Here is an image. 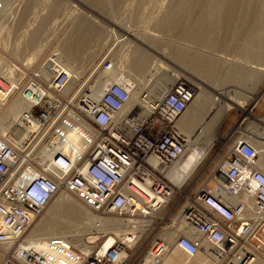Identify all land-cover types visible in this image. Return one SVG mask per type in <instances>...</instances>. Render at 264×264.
<instances>
[{"label": "built area", "instance_id": "1", "mask_svg": "<svg viewBox=\"0 0 264 264\" xmlns=\"http://www.w3.org/2000/svg\"><path fill=\"white\" fill-rule=\"evenodd\" d=\"M61 66L51 54L41 62L49 78L25 73L13 90L29 109L0 136V250L7 248L0 264H162L168 246L159 233L166 228L188 258L210 247L217 264L264 261V172L252 143L236 139L197 190L187 183L176 189L167 177L188 146L176 123L195 86L178 81L151 95L115 81L94 98L96 74L84 81L78 75L66 94L72 75ZM97 68L110 72L113 63L106 57ZM61 194L100 218L128 222L129 231H91L86 251L60 237L36 248L29 230ZM145 220L141 237L134 224Z\"/></svg>", "mask_w": 264, "mask_h": 264}, {"label": "rangeland", "instance_id": "2", "mask_svg": "<svg viewBox=\"0 0 264 264\" xmlns=\"http://www.w3.org/2000/svg\"><path fill=\"white\" fill-rule=\"evenodd\" d=\"M1 1L0 61L3 63H0V67H2L3 70H8L9 64L11 65L15 62L18 63L13 66L21 70L20 63H26V60L29 58L33 59L37 54H40L39 58L36 57L35 59L38 58L37 63L40 65L45 58L56 53L63 58L65 64L67 62L68 65H66L68 68L71 67L70 69L76 70V72L79 73L83 81L90 77L93 71L94 73L96 72V66L108 55L116 64L115 71L127 73L132 70L131 64H125L128 63L127 53L130 50L128 54L131 55V46H135L136 43L138 44L136 41L137 38H139L141 42H145L143 44L149 45V42H151L153 48L160 54L168 57L166 60L157 54L149 52V50L142 46L143 50H141V52L146 53L151 62V66H149L144 73V76L148 79L146 84L147 88H150L162 75L177 74L179 76H186L187 73L190 72L189 65L184 64L180 59V61L176 60V48L177 44H186L185 40H189L184 35L182 36L185 21L189 22V24H194L199 11L205 6V4L203 6V2L199 0L192 2L190 4V13H183L186 18L182 21H175L172 26L168 27L163 26V24L161 25V23H163L164 17L170 14V11H173L171 9L176 0H0V2ZM220 1L212 0L209 2L207 12L214 11V9L215 11L209 12L211 14L210 17L212 16L211 18L213 19L208 18L206 21V24L209 22L210 33L213 36L212 39H215L214 41H220L217 43V48L220 52L224 50L222 52L225 54V57L226 54L229 56L228 59L230 61L234 59V62L238 61L239 64L245 66L251 64L254 66L259 65L264 68V23L262 24V22H264V0L263 2L262 0H252V2L250 0H233V5L228 4L229 6H226L225 9L221 8L222 4ZM243 1H250L251 4L253 2L255 3H253V6L256 5V7H252L254 9H252V11L250 2L246 4L248 7L250 6L248 12L254 13V11H256L257 15L255 14L256 16L253 17L255 22L252 23L251 21L253 20H249L252 18L246 16V8ZM212 4L215 5L213 9ZM231 6L234 8L233 10H231ZM257 8H259V11ZM216 11L217 13H215ZM209 13L207 14L208 17ZM216 16L219 18H216ZM188 17L191 18L186 20ZM193 18H195L194 22ZM236 19L240 20V22L243 21L242 23L249 20L251 23L246 21L247 23H244L241 27L239 25L241 23ZM236 21L238 25L236 23L235 26L234 24ZM228 25H231V28H228ZM125 27L130 28L133 32L136 31V37L130 36V38H128L129 41L119 42L116 38L122 39L121 37L125 36V31L129 30ZM215 28L217 30H215ZM110 29L115 32V35H110L111 33L108 32ZM221 29L226 30L223 32ZM219 31L220 33H218ZM230 31H232L230 34L234 35L231 36L230 34H226ZM137 33H140V36H138ZM241 37H245L243 38L244 40ZM234 38L235 40H233ZM237 38L243 41L241 42L240 39ZM32 40L33 44L28 47L27 44ZM219 43L225 48L221 46L222 48L220 49ZM109 52L110 54H108ZM233 69L234 68L229 64L223 65L219 63L218 72L213 75L214 78L204 81L218 88L228 89L231 98L235 97L246 100L250 96L249 93L255 91L254 94L258 99L257 101L251 99L247 102L245 107L246 112L233 110L225 117L218 131L221 141L215 144L206 158L199 164L200 166L197 167L196 171L186 182L187 185H190V190H197L198 187L209 180L215 167L229 155L236 139L241 136H244L246 139H252L251 133L253 129H257L254 118L264 120V74H234L232 73ZM24 73L29 72L27 71ZM195 73L199 76L196 71ZM101 76L103 75H99L98 78ZM203 91L209 97L215 96L205 87H203ZM208 107L211 109L210 105ZM247 112H250L253 118L248 117ZM240 117L243 119L245 118L241 125L240 123L235 125L228 124L229 120L227 119ZM205 119L206 116L203 117L199 125L193 128V130L187 131L189 132V136L193 133H197L198 136L204 133L200 126L205 124ZM60 197L61 196H58L35 223H33L30 228L31 232L38 224L49 219V212L56 207ZM66 219L69 220L65 216H62L59 222L60 225L66 224ZM70 229L74 234H82L83 236L89 231L85 230L79 233L76 228ZM67 231L69 232V229H60L55 233V237H66L65 233ZM175 252L182 260L189 259L183 253L179 251ZM192 261L193 264H204L206 261L205 254H201Z\"/></svg>", "mask_w": 264, "mask_h": 264}, {"label": "bare ground", "instance_id": "3", "mask_svg": "<svg viewBox=\"0 0 264 264\" xmlns=\"http://www.w3.org/2000/svg\"><path fill=\"white\" fill-rule=\"evenodd\" d=\"M195 1L196 0H176L171 9L173 11L172 12L170 11V14L164 17L163 23H161V25L163 24V26L170 27L175 23V21L184 20L186 18L184 14H188V12L191 10L190 4ZM199 1H202L203 6L204 4L205 6L202 7L200 11L198 10L199 14L196 17L195 22H194L195 18H193L194 24H189V22L185 21V26L182 32V36L184 35L189 40L188 41L185 40L186 44L185 43L177 44L176 53H175L176 60L180 59L182 60L184 64L189 65L190 72H188L186 76H179L177 74L162 75L161 78L158 79L150 88L149 87L147 88L146 84L148 82V79H146V77L144 76V73L146 72V69H148L149 66H151V62L149 61L146 53L141 52V50H143L142 48L145 47L147 50H149V52L157 54L166 60L168 59V57L166 55L160 54L155 48H153L151 42L148 41L149 45L143 44L145 42H141L139 38H137V41H136L138 42V44L136 43L135 46H131V49H132L131 55L128 54L130 50L127 53L128 60L127 59L126 60L128 63H125V64L132 65V70L130 72L126 73L123 71L121 72L115 71L116 64L112 58H111V62L113 63V69L110 72L102 71V70L98 71L97 67L99 66V64L101 63L103 59H105L106 57H110L108 55V56H105L100 61V63L96 66L95 68L96 72L94 73L93 71L92 74H90V77H93L96 74V77L94 78V82L92 83V87H93L92 95L94 98L99 97L103 93L104 89L109 84L115 81H123L124 85L132 87L133 90L137 91L139 89H143L144 91H147L151 95H159L165 92L169 88L170 85L174 84L175 82L181 81V80L188 82L189 84L196 87L197 95L195 99L190 104L186 112L179 118V120L176 123V128L188 138V146L186 148V152L183 155L182 159L178 160L173 166H171L167 172V177L170 179L172 185L176 189H179L183 185L186 184L189 177L196 171L197 167L200 166L199 164H201V162L206 158L207 154L212 150L215 144L221 141V138L218 135V131L225 117L233 110H240V111L246 112L245 107H246L247 102L251 99H254L256 101L258 99L257 96L254 94L255 91L254 92L252 91V93H249L250 96L246 100H241L235 97L231 98V94L228 89H222L214 85L207 84L204 80L214 78L213 75H215L218 72L217 70L219 68V63H222L223 65H228V64L231 65L232 68H234L232 71V73L234 74H243V73L255 74V75L264 74V68L260 67L259 65L254 66L250 64L248 66H245L243 64H239L238 61L234 62L233 57H232L233 61H230L228 59L229 56H227L226 54V57H227L226 58L225 54L222 52L224 50H222L221 52L219 51V49L217 48V43L220 41L219 40L214 41L215 39H212L213 36L210 33V28H209L210 25L208 24L209 22L206 24L207 19L212 17V16L210 17L211 14L209 12L213 11L212 9L215 8L216 3L215 5L212 4V9L210 8L212 11L207 12L209 8V2H211L212 0H199ZM250 1L252 2V0ZM257 1H261V0H257ZM220 2L222 4L221 6L222 9H225L226 6L228 7L229 6L228 4L233 5V0H221ZM249 2L243 1V3H245L246 16H250L252 19H249V20H253L254 19L253 17L256 16L257 14H256V11H254V13L251 12L252 14L248 12L250 6L248 7L246 4ZM1 3L2 1L0 2V5ZM253 3L251 4V11L253 9L252 7H256V5L253 6ZM233 9L234 8L231 6V10ZM258 9L259 8H257V10ZM227 12H228V9H227ZM208 13H209V17L207 16ZM215 13H217V11ZM217 16L216 18H219ZM246 16H243V17L245 18ZM88 17H91V16H88ZM190 18L191 17H188L186 20ZM249 20H246V21L250 22ZM213 21H216V20H213ZM237 21L240 22V20H237ZM237 21L234 24L235 26H236ZM246 21L244 23H247ZM242 22H240L241 24H239L241 27L242 25H244V23ZM251 22L253 23L255 22V20ZM263 23L264 22H262V24ZM234 25L233 27L235 28ZM228 26H229L228 28H231V25H228ZM243 27H247V26H243ZM250 27H251V24H250ZM125 28L129 30L125 29L126 30L124 33L125 36H122L121 37L122 39L120 38L118 39V37L117 38L115 37L117 40H119V42L127 41L128 38H130V36H135L136 34L135 33L136 31L133 32L128 27H125ZM215 30L217 29L215 28ZM225 30H223V32ZM213 31H214V28H213ZM232 31H230L229 33L227 32L226 34H230ZM238 31H239V28H238ZM108 32L111 33L110 35L112 34L115 35V32L112 29H110ZM218 33H220V31ZM139 34L138 36H140ZM237 36H238V33H237ZM241 38L243 39L245 37H241ZM237 39H240V38H237ZM233 40H235V38ZM32 44H33V40L30 41L29 44H27V46L29 47ZM222 44L220 45L219 43L220 49L224 47L222 46ZM53 54L54 56H56V60L62 65L61 67L64 70H66L68 74L72 75V79L70 80V83L67 86L66 91H65L66 94H69L70 92H72V89L75 86V78L79 77L78 76L79 73L76 72V70L70 69L71 67L68 68L67 62H66L67 64L66 65L63 58L59 54H56V53H53ZM108 54H110V52ZM39 55L38 54L35 55L33 59L29 58L28 60H26V63L24 64L20 63L21 70L13 66L18 62H15L11 65L9 64L8 70H3L2 67H0V74L1 76L4 77V81H5V83L0 82V136L1 137L6 136L7 133L12 130V127L14 123L16 122V120L21 115H23V113H25L26 110L29 109V104L23 99L22 95L13 93L14 88H17L20 85L21 80L25 74L24 72L28 71L29 73H33L40 80L49 78V74L46 72V70H44L41 67V63L40 65H38L37 63ZM36 57L38 58L35 59ZM0 63L2 64L3 62L0 61ZM195 71L199 74V76L196 75ZM99 75H103V76L98 78ZM203 87L210 90L215 96L209 97L206 93H204ZM145 89H148V90H145ZM208 104L211 106V109L208 107L209 106ZM247 114H248V117L253 118L250 112H247ZM204 116H206L205 124L202 125L203 124L202 123L201 124L202 126H200L203 129L204 133L199 134V136L197 133H193L191 136H189L188 134L189 132L187 131L193 130V128L198 126ZM244 120L245 118L243 119V121ZM254 120L256 121L255 125L257 129H253V132L251 133L252 139H246L244 136H241L239 137L240 139H238L237 141L246 140L254 145L255 149L260 153V156L258 159L259 168L260 170L264 172V126H263L264 120H261L259 118L257 119L254 118ZM240 124H242V121ZM26 130H27V133L25 132V137L29 135L28 128ZM68 138L73 142V144L76 145L77 142H76L75 135H70L68 136ZM46 148L47 147H44L42 149L43 151L42 150L40 151L41 156L43 158L42 161H44L48 157V154H49L47 153ZM56 150L57 148L54 149V151ZM188 186L190 187V185ZM60 196L61 197L58 200L56 207L51 212H49V219L38 224L35 227V229H33L32 232L30 230L28 234V241H30L33 245H35L36 248H40L45 243V241L48 239L57 238L55 237V233L58 232V230L60 229L62 230L69 229V232L67 231L65 233L66 237L63 236L61 238H64L67 241L70 240V242H72V244H74L77 247V249H79L80 251H86V249H84L85 243L90 244V243H93V241H95L94 237L89 236L91 231L100 230L99 232H102V233L110 232L117 237H120L123 232L129 231L127 230L129 228L128 222H125L119 218H114L110 216L105 217V218H100L99 216L93 214L91 211L87 210L85 207L79 204L73 197L66 195V194H61ZM89 215H90V220H89ZM62 216H65L66 218L69 219V220L66 219L67 221H66V224L64 225H60L59 223L61 221ZM91 218H92V221H91ZM97 223H99V227H97L96 225ZM147 224H148L147 220L142 221V222H136L134 224V226L140 230L141 237H143V235L146 232L145 226H148ZM69 227L76 228V230L79 231V233H82L85 230H89L90 232L88 231V233H86V235L84 236L82 234H74V232L70 231L71 229ZM174 235H175V232L169 231V228H166L161 233H159V238L165 240L168 246V253L164 257L162 264H164V262L167 260L169 255L174 250H176L172 245V241L174 240ZM6 249L7 248L0 250V260L5 257L6 251L4 250ZM199 254H205V253H198L197 255L189 259H193ZM207 254L212 255V256L218 255L217 252L213 248H210V247L207 250ZM256 261H257L256 264H264V261L262 260H256Z\"/></svg>", "mask_w": 264, "mask_h": 264}, {"label": "crops", "instance_id": "4", "mask_svg": "<svg viewBox=\"0 0 264 264\" xmlns=\"http://www.w3.org/2000/svg\"><path fill=\"white\" fill-rule=\"evenodd\" d=\"M70 64V63H69ZM229 120V123L228 124H237V123H241V121L243 122V118L240 117V118H229L227 119ZM241 125V124H240ZM175 251H178L177 249L174 250L170 255L169 257L167 258V260L164 262V264H193L192 260L195 259L196 257H199L201 254H199L198 256H196L195 258L193 259H187V260H182L180 258L179 255H177V253ZM215 256V255H214ZM212 256V255H208L207 253H205V258H206V261L204 264H217V256Z\"/></svg>", "mask_w": 264, "mask_h": 264}]
</instances>
